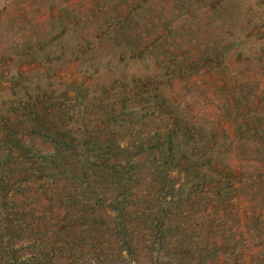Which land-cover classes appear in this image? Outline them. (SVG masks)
I'll use <instances>...</instances> for the list:
<instances>
[{"label": "trees", "instance_id": "trees-1", "mask_svg": "<svg viewBox=\"0 0 264 264\" xmlns=\"http://www.w3.org/2000/svg\"><path fill=\"white\" fill-rule=\"evenodd\" d=\"M39 2L4 53L39 67L0 106V264H264V0ZM203 73L234 81L215 116L165 93Z\"/></svg>", "mask_w": 264, "mask_h": 264}, {"label": "rangeland", "instance_id": "rangeland-1", "mask_svg": "<svg viewBox=\"0 0 264 264\" xmlns=\"http://www.w3.org/2000/svg\"><path fill=\"white\" fill-rule=\"evenodd\" d=\"M6 1L2 2L0 0V106L17 99L16 94H14L17 92V87L14 86L13 79L10 78L11 70L16 69L20 74H24L36 70L39 67L38 64L32 62L20 61L19 63H13L4 54L5 51H11L14 44L20 43L24 37L23 33L30 23L33 22L35 24L34 29L39 30L40 26L50 17L48 12H43V9H37V6L41 3L39 2L40 0ZM69 3L70 6L81 9L82 14L86 13L85 8L90 5L89 0H70ZM39 6L43 7V5ZM251 33L258 38L262 34V31L253 30ZM55 74L57 81L67 90L69 98L73 97L74 92H85L87 80L81 75L76 62L59 67L55 71ZM240 74H243V80L253 82V86L255 80L260 82L259 88L264 86V68L257 69L252 67L251 70L242 69L240 70ZM215 79H212L211 75L204 73L192 76L186 81L174 79L172 87L166 90L165 93L170 98L179 99L180 97L183 102L190 103L189 106L192 114L215 116L219 113V105L221 104V97L216 88L217 85L221 86V84H224V86H229L234 83L230 78ZM253 86H247L245 94H248ZM259 88L253 91V95L251 96L253 100L257 96L260 97L261 93L259 92ZM71 105L72 103L67 108L70 109ZM119 143L126 146L127 140L120 139ZM41 146L45 147L47 144L45 143ZM229 164L233 174L232 179H235L236 182L245 162L231 158ZM174 176H177V173H174ZM193 225L194 221L190 220L189 226L193 227ZM145 264H148L147 261ZM214 264H220V262H214Z\"/></svg>", "mask_w": 264, "mask_h": 264}]
</instances>
